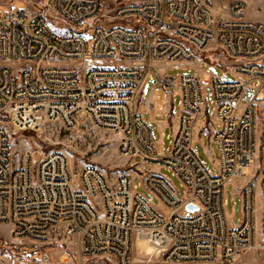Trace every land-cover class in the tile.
<instances>
[{"label": "built area", "instance_id": "built-area-1", "mask_svg": "<svg viewBox=\"0 0 264 264\" xmlns=\"http://www.w3.org/2000/svg\"><path fill=\"white\" fill-rule=\"evenodd\" d=\"M24 1L0 8V224L9 226L11 242L41 249L74 239L70 264H130L139 240L169 262L239 264L247 254L260 262L264 177L254 174L240 186L238 226L228 225L224 189L254 169L264 149V22L245 19L241 0L222 5L218 20L207 0ZM209 51L220 53V65L235 75L208 78L215 174L194 148L204 82L197 70L166 74L182 64L195 69ZM152 73L180 107L167 153L159 151L140 107ZM251 83L255 93L240 106ZM81 118L116 137L119 155L146 175L159 208L133 190L131 173L111 180L92 165L74 172L60 152L14 157V133L45 122L70 129ZM161 169L180 181L181 198Z\"/></svg>", "mask_w": 264, "mask_h": 264}, {"label": "rangeland", "instance_id": "rangeland-1", "mask_svg": "<svg viewBox=\"0 0 264 264\" xmlns=\"http://www.w3.org/2000/svg\"><path fill=\"white\" fill-rule=\"evenodd\" d=\"M32 1V0H31ZM245 3L244 18L255 21L264 22V0H241ZM231 0H207V4L212 9L213 18L218 20L220 17L225 16L222 10V5H229ZM25 5L24 0H0V8L8 9L12 6L18 8ZM258 13V14H254ZM200 63H197L195 69H192L184 64L181 66H173L166 71L167 75H192L196 72L199 73L202 81L204 82V98H205V113L200 117L199 122L206 124L213 120L214 107L211 103L210 87L208 85V78L213 76L222 78L226 81H233L235 75L232 70L220 65L223 58L218 52H206L202 54ZM142 92L146 95L149 92H163L160 85L156 82L155 74H151V78H147ZM255 93V84L251 83L247 89L244 90L240 98V106L247 104ZM178 99V98H177ZM177 111L180 110L179 104L175 102ZM162 107L159 100L155 102L154 110L158 111ZM160 116L158 114L151 115L147 113L145 121L152 126L153 138L156 143H159L158 149H162L167 153L170 149L171 130L164 131V136L161 137L158 122ZM202 128V125L197 127ZM194 148L198 151L200 160L204 163L205 168L211 173L215 174V162L218 159V151L215 143L209 144L208 133L202 134L200 139L193 135ZM209 147L211 155L205 153L204 149ZM12 149L15 158L21 160L25 153L32 154H47L52 152L63 153L74 172L79 171L84 166L92 165L99 168L109 179H114L120 174H130L133 179V190L139 195L143 196L149 203L159 208V200L152 192H150L144 185V178L146 175L138 176L136 167L132 166L129 159L119 155L116 137L106 131L94 129L89 121L81 118L78 123L70 129H65L60 122H45L35 130H25L16 132L12 136ZM263 147L261 146L256 166L254 169L247 170L243 175L242 180H237L233 183L226 185L224 189L225 199V214L227 222L230 227L240 225L241 220V200L238 195V190L249 178L254 174L260 177L263 175ZM136 164H140L139 160H134ZM259 165V169L257 167ZM144 169H154V166L144 165ZM160 173L168 177L175 189L179 198L183 195V188L180 181L167 169H161ZM263 173V174H262ZM261 187H264V178ZM191 214L186 213V216ZM60 246L52 248H33L30 244L24 246H16L11 242L9 236V226L0 224V264H10L16 260V257L24 258L23 264H45L43 260L49 259L50 264H66V262L76 263V247L74 239L60 238ZM31 260V261H30ZM264 264V256L260 262L256 261L252 254H247L239 264ZM130 264H212L207 262H169L162 260L152 254L151 248L145 241H136L133 245V254L131 256Z\"/></svg>", "mask_w": 264, "mask_h": 264}, {"label": "crops", "instance_id": "crops-1", "mask_svg": "<svg viewBox=\"0 0 264 264\" xmlns=\"http://www.w3.org/2000/svg\"><path fill=\"white\" fill-rule=\"evenodd\" d=\"M244 5H245V3H244ZM246 8H244V9H246ZM243 13H244V11H243ZM254 14H258V13H254ZM225 63L227 64V62H225ZM162 91L163 92H149L148 95H146L145 92H141V96H140V107H141V110L143 112L144 120H145V116L147 113H150L151 115L158 114L160 116V120L157 124L160 128L161 137L164 136V131L167 129L171 130V133H172L173 127L176 124L177 116H178L179 111H180V110L177 111L176 105H175V102L178 105V99H177L178 97L176 95H171V94L165 92L164 90H162ZM158 100H159V103L162 104V107H160L161 108L160 110L155 111L154 105H155V102H157ZM204 113H205V110H204ZM147 125H148L150 132H151V135L153 137L152 126L150 124H147ZM199 125H202V128L196 129V131H195L196 138L200 139L202 134L208 133L209 144L214 143L212 140V134L217 129L216 123L213 124L211 122H207L206 124H201L199 122ZM153 140H154V138H153ZM169 140H170V138H169ZM154 142L156 145H159V143H156L155 140H154ZM204 151L206 154L211 155L209 147H206L204 149ZM197 153H198V151H197ZM198 157H199V154H198Z\"/></svg>", "mask_w": 264, "mask_h": 264}, {"label": "water", "instance_id": "water-1", "mask_svg": "<svg viewBox=\"0 0 264 264\" xmlns=\"http://www.w3.org/2000/svg\"><path fill=\"white\" fill-rule=\"evenodd\" d=\"M187 209H189V210H195V207H193L192 205H188L187 206Z\"/></svg>", "mask_w": 264, "mask_h": 264}]
</instances>
